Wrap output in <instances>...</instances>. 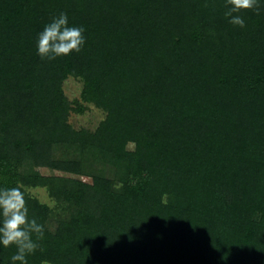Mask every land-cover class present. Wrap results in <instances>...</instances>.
Wrapping results in <instances>:
<instances>
[{"label":"trees","instance_id":"1","mask_svg":"<svg viewBox=\"0 0 264 264\" xmlns=\"http://www.w3.org/2000/svg\"><path fill=\"white\" fill-rule=\"evenodd\" d=\"M225 3L0 0V189L44 226L28 264H264V0L243 28ZM62 12L85 43L41 59Z\"/></svg>","mask_w":264,"mask_h":264},{"label":"clouds","instance_id":"2","mask_svg":"<svg viewBox=\"0 0 264 264\" xmlns=\"http://www.w3.org/2000/svg\"><path fill=\"white\" fill-rule=\"evenodd\" d=\"M225 18L240 28L245 21L239 15L242 11L255 10L259 15V0H226ZM84 29L68 25L66 13H60L47 24L37 38V54L41 59L55 60L72 52H79L85 43ZM35 236V240L33 239ZM44 236V226L35 218L29 219L25 195L21 187L0 189V245L14 246L12 264H28L27 257L39 247L37 241ZM41 264H49L43 260Z\"/></svg>","mask_w":264,"mask_h":264},{"label":"rangeland","instance_id":"3","mask_svg":"<svg viewBox=\"0 0 264 264\" xmlns=\"http://www.w3.org/2000/svg\"><path fill=\"white\" fill-rule=\"evenodd\" d=\"M64 87L70 100L79 98L83 90L82 82L74 78H69L65 82ZM104 118L105 114L103 111L91 106L89 111H87L84 115L72 116L70 122L76 129L87 128L94 130ZM43 172L49 173L47 170H44ZM32 193H34V195L37 196L42 202L51 203V200L45 189H33Z\"/></svg>","mask_w":264,"mask_h":264}]
</instances>
